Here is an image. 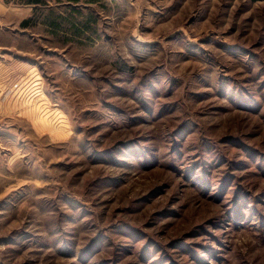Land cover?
<instances>
[{
  "label": "rangeland",
  "instance_id": "374dc122",
  "mask_svg": "<svg viewBox=\"0 0 264 264\" xmlns=\"http://www.w3.org/2000/svg\"><path fill=\"white\" fill-rule=\"evenodd\" d=\"M43 2L0 17V264H264V0Z\"/></svg>",
  "mask_w": 264,
  "mask_h": 264
},
{
  "label": "crops",
  "instance_id": "0c3cea01",
  "mask_svg": "<svg viewBox=\"0 0 264 264\" xmlns=\"http://www.w3.org/2000/svg\"><path fill=\"white\" fill-rule=\"evenodd\" d=\"M38 6V4H27L25 2L19 3L18 0H0V17L3 19H11L12 24L20 26V24L27 20L32 11ZM7 24V23H6ZM0 30H3L0 27ZM2 94L1 85H0V95Z\"/></svg>",
  "mask_w": 264,
  "mask_h": 264
},
{
  "label": "trees",
  "instance_id": "16d2710c",
  "mask_svg": "<svg viewBox=\"0 0 264 264\" xmlns=\"http://www.w3.org/2000/svg\"><path fill=\"white\" fill-rule=\"evenodd\" d=\"M43 1L44 0H18L19 3L25 2L27 4H34V5H36V4L41 5V4L44 3ZM84 1H87L89 3H96V0H84ZM30 19H27V20L23 21L20 24V27L24 28L30 22Z\"/></svg>",
  "mask_w": 264,
  "mask_h": 264
},
{
  "label": "clouds",
  "instance_id": "9594fccd",
  "mask_svg": "<svg viewBox=\"0 0 264 264\" xmlns=\"http://www.w3.org/2000/svg\"><path fill=\"white\" fill-rule=\"evenodd\" d=\"M67 135H71V131H70V129L67 131Z\"/></svg>",
  "mask_w": 264,
  "mask_h": 264
}]
</instances>
